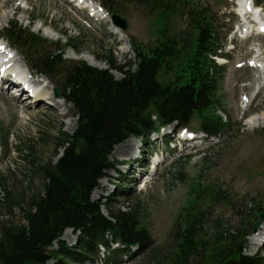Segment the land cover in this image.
I'll return each instance as SVG.
<instances>
[{"label":"trees","instance_id":"obj_1","mask_svg":"<svg viewBox=\"0 0 264 264\" xmlns=\"http://www.w3.org/2000/svg\"><path fill=\"white\" fill-rule=\"evenodd\" d=\"M117 1L103 0L111 16L119 14ZM132 3L160 25V35L151 48L134 41L131 65H119L109 51L107 70L85 62L66 66L65 50L78 52L71 37L66 35V44L53 43L16 23L3 30L12 46L28 54L26 64L33 72L46 78L62 72L59 87L53 85L72 106L78 126L73 134L54 132L46 144L55 152L50 160L39 161L31 154V174L39 188L21 198L25 223L1 225L0 264H49L52 259L57 264H122L121 257L145 254L154 242L140 226L136 207L112 210L106 202L92 199L99 182L115 169L110 160L114 148L131 138L145 141L173 124L190 128L195 117L201 132L212 137L223 133L225 122L214 113L224 70L216 58L225 57L229 18H217L208 5L194 0ZM176 16L186 21L179 32L171 23ZM113 72L123 77L116 79ZM9 180L0 176V190L11 198L6 206L18 201L9 191ZM204 185V190L194 191L196 201L178 218L177 248L165 264H264V255L246 254L264 208L234 205L224 190ZM221 206L230 207L239 221L230 230L207 235V227L216 223L210 212ZM67 229L77 234L78 245L69 247L62 241ZM103 247L108 250L105 259ZM133 248L137 251L131 252Z\"/></svg>","mask_w":264,"mask_h":264},{"label":"rangeland","instance_id":"obj_2","mask_svg":"<svg viewBox=\"0 0 264 264\" xmlns=\"http://www.w3.org/2000/svg\"><path fill=\"white\" fill-rule=\"evenodd\" d=\"M26 1L30 3L27 4ZM87 1L94 5L95 10L81 11L67 0H0V33L10 23H16L53 43L66 44L67 35L74 40L73 44L78 52L65 50L63 56L66 66L75 62H85L90 66L87 61L79 58L85 55L98 62L100 65L94 67L101 70L109 68L106 62L109 51L113 52L119 65L134 63L131 39L150 48L157 42L160 25L151 20L138 4L132 3L133 0L117 1L119 15L126 18L129 24V29L124 33L125 37L114 30L111 17L102 10L100 4L103 0ZM238 1L194 0L195 4L208 5L217 14V18L230 14L233 19L230 18L232 21L228 26L226 58L218 60L224 70L217 93L219 106L214 113L225 122L223 133L215 139L190 142L184 147L171 143L177 131L176 126L162 129L158 134H151L145 141L132 138L138 141L135 147L136 159L130 160L112 153L110 160L115 169L108 172V176L99 182V187L92 194L95 203L106 202L112 210L121 208L128 211L136 207L142 218L140 226L147 230L154 242V246L145 254L135 255L133 258L121 257L124 261L122 264H165L177 248L175 225L178 218L196 201L194 191L199 188L204 190V184L211 183L215 188L224 190L234 205L239 202L248 208L252 205L253 209L264 208V136L262 128L250 129L244 115L255 90L253 87L258 83V76L264 72V55L262 61L260 60L263 65L261 69L249 67L247 57L258 54L259 45L262 48L259 54L261 57L264 40L258 37L252 42H245L241 39L240 32L236 33L237 27L241 26L236 4ZM18 6L21 7V12H17ZM8 15L10 18L5 19ZM185 22V19L176 16L171 23L179 32L186 27ZM2 39L7 42L5 38ZM12 47L26 65L28 54ZM113 73L116 79L123 77L120 73ZM61 76V71L48 78L32 76L40 90L39 96L42 97L36 105H28L31 101L29 99H32L29 95L30 89L29 93H23L20 104H16L13 101L16 91L11 86L0 84V176L10 179L12 187L9 191L18 199L12 203V207L9 204L6 206L7 198L9 203L11 198L4 190H0V227L6 223H25L21 198L23 195H32L39 188L37 178L31 174V154L36 153L39 161L50 160L55 152L46 144L54 132L63 129L73 134L77 129L78 121L72 106L56 98L54 94L53 87H59ZM38 78L45 83L39 85ZM6 80L13 81L10 78ZM252 111L259 115L264 112V91ZM210 113L212 110L203 112L202 115ZM197 122L195 117L189 130L202 136ZM132 139L117 145L114 150L124 144L131 145ZM139 151L142 152L141 155ZM61 152L54 158V162L60 158ZM156 152H163L164 155L159 157L161 163L154 169V161L149 162L148 157ZM139 156L141 160L137 161ZM210 213L216 223L207 227V235L230 230L239 221L236 213L227 206L217 207ZM251 237L247 242L246 254L264 255V244L261 243L254 249ZM62 241L67 246L74 247L78 245V236L73 229H67L62 235ZM111 246L115 248L117 245L110 243ZM131 250L137 251L136 248ZM107 256L108 250L101 248V259ZM49 264H57V261L52 259Z\"/></svg>","mask_w":264,"mask_h":264},{"label":"bare ground","instance_id":"obj_3","mask_svg":"<svg viewBox=\"0 0 264 264\" xmlns=\"http://www.w3.org/2000/svg\"><path fill=\"white\" fill-rule=\"evenodd\" d=\"M91 1L95 2L96 0H91ZM86 2H87V0H86ZM29 3L30 2L28 1L27 4H29ZM77 5L78 4H76V6ZM18 7H20V6H18ZM18 7H16L17 12H21V7L20 8H18ZM9 18H10V16L8 15V16H6L5 19H9ZM114 30H116L118 32V34H120V36L125 37L124 33L121 31V29L119 27L114 26ZM54 35L56 36L55 38H57V35L56 34H54ZM47 36H49V35H47ZM49 37H51V36H49ZM260 37H261L262 40H264V35L260 36ZM51 38H53V37H51ZM11 47L12 46L10 44H8V43H6L5 41L2 40V37L0 38V58L4 59L3 62L5 63V65L6 66H10L11 65V60H12L19 67L26 68L28 70V67L18 57L17 53H14V50L11 49ZM258 50H259V52L257 54V58H259V54H260V52L262 50L261 45H259V49ZM263 50H264V48H263ZM263 55H264V51L261 53V58H262ZM79 58L84 59L85 61H87L92 66L100 65L98 62L91 60L90 58H88L85 55H81V56H79ZM260 60L262 61V59H260ZM28 72H29V74H30V76L32 78L33 75L31 74V72L29 70H28ZM7 77L13 79V75H11V74H9ZM259 80H260V76H259ZM259 80H258V82H260ZM37 83L39 85H43L45 83V81L43 79H41V78H38L37 79ZM23 95L24 94L22 93V94H20L18 96H15L13 98V101L16 104H20V101L22 100V96ZM40 98L42 100V97H40V96H39L38 100H40ZM259 99H260V97H257V98L255 97L252 101H249V103H248L249 107L247 108V111L245 113L247 116L252 115L254 113V111H252V110L254 108V105L256 104V101L259 100ZM38 100H37V102H34L33 100H31L30 104H28V103H26V104H28V105H31V104L36 105L38 102L41 101V100L40 101H38ZM50 100L54 101V99H50ZM63 106H64V104L61 105V107H63ZM248 122H249L248 125H249L250 129H255V128H258V127L259 128L264 127V112L262 114H260L258 117H255V118L249 120ZM137 145H138V141L132 139L131 140V145L124 144L121 147L115 149L113 154H115V155H117L119 157H122V158L134 160V159H136V148L135 147H137ZM157 161H160V159L156 158L154 160V163L156 164ZM155 168H156V166H155ZM63 238H66V236H64ZM252 238H253V242H252L253 248L256 249L257 247H259L261 245V242L264 241V240L263 241L261 240L262 238H264V222L261 224V226L259 228V231H257V233L252 235L251 239Z\"/></svg>","mask_w":264,"mask_h":264},{"label":"water","instance_id":"obj_4","mask_svg":"<svg viewBox=\"0 0 264 264\" xmlns=\"http://www.w3.org/2000/svg\"><path fill=\"white\" fill-rule=\"evenodd\" d=\"M114 25L117 27H120L124 32L129 29V24L126 18L120 17L119 15H114L112 17ZM56 97H59V93L57 90H55ZM262 132L264 135V127L262 128ZM261 222H257L253 228V232L256 233L258 229L260 228L261 223L264 221V214H261L260 216Z\"/></svg>","mask_w":264,"mask_h":264}]
</instances>
